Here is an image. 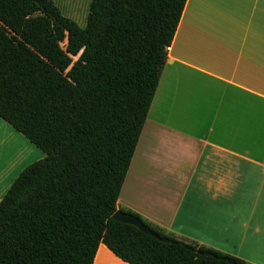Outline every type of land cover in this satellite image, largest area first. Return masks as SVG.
I'll list each match as a JSON object with an SVG mask.
<instances>
[{"label": "trees", "instance_id": "obj_1", "mask_svg": "<svg viewBox=\"0 0 264 264\" xmlns=\"http://www.w3.org/2000/svg\"><path fill=\"white\" fill-rule=\"evenodd\" d=\"M187 2L92 0L81 28L53 0H0V118L46 155L0 203V264H93L102 244L127 264H249L112 219Z\"/></svg>", "mask_w": 264, "mask_h": 264}, {"label": "crops", "instance_id": "obj_2", "mask_svg": "<svg viewBox=\"0 0 264 264\" xmlns=\"http://www.w3.org/2000/svg\"><path fill=\"white\" fill-rule=\"evenodd\" d=\"M45 158L0 118V203ZM120 198L182 241L264 264V0H188ZM93 264L127 263L102 244Z\"/></svg>", "mask_w": 264, "mask_h": 264}, {"label": "rangeland", "instance_id": "obj_3", "mask_svg": "<svg viewBox=\"0 0 264 264\" xmlns=\"http://www.w3.org/2000/svg\"><path fill=\"white\" fill-rule=\"evenodd\" d=\"M54 1L58 6H60V9L65 17L75 21L81 28L86 27L87 17L90 13V5L92 0H54ZM66 44L67 41L64 44H62V47L65 48ZM78 59L79 57H73V62L74 63L77 62ZM118 205H121L122 208H125L124 204H122L120 200ZM123 210L128 211L127 209H123Z\"/></svg>", "mask_w": 264, "mask_h": 264}, {"label": "water", "instance_id": "obj_4", "mask_svg": "<svg viewBox=\"0 0 264 264\" xmlns=\"http://www.w3.org/2000/svg\"><path fill=\"white\" fill-rule=\"evenodd\" d=\"M112 219L118 223H121V224H126V225H130V226H134L136 227L139 231H141L142 233L148 235V236H151V237H154V238H157V236L146 229V227L144 226V224L142 223L141 220L137 219L136 217L132 216V215H129V214H126L122 211H117ZM200 255L202 256H210L209 253H200Z\"/></svg>", "mask_w": 264, "mask_h": 264}]
</instances>
